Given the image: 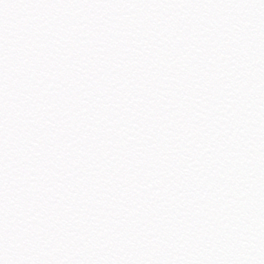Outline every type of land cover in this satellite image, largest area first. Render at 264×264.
Instances as JSON below:
<instances>
[{
	"label": "snow or ice",
	"instance_id": "1",
	"mask_svg": "<svg viewBox=\"0 0 264 264\" xmlns=\"http://www.w3.org/2000/svg\"><path fill=\"white\" fill-rule=\"evenodd\" d=\"M0 264H264V0H0Z\"/></svg>",
	"mask_w": 264,
	"mask_h": 264
}]
</instances>
